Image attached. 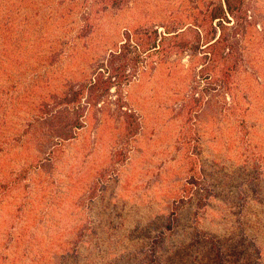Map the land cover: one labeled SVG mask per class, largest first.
Wrapping results in <instances>:
<instances>
[{"label": "rangeland", "instance_id": "1", "mask_svg": "<svg viewBox=\"0 0 264 264\" xmlns=\"http://www.w3.org/2000/svg\"><path fill=\"white\" fill-rule=\"evenodd\" d=\"M213 2L0 0L3 99L61 108L99 52L78 56L86 36L156 42L166 28L203 23ZM226 28L238 39L227 83L212 82L195 51L205 31L187 32L179 51L169 40L144 48L143 75L121 91L134 132L118 124L114 91L104 131L87 124L55 147L57 130L27 127L26 108L10 116L16 130L0 131V264L24 251L27 264H143L162 240L156 264H264V0H245ZM30 84L38 92L25 98ZM194 229L205 237L180 246Z\"/></svg>", "mask_w": 264, "mask_h": 264}, {"label": "trees", "instance_id": "2", "mask_svg": "<svg viewBox=\"0 0 264 264\" xmlns=\"http://www.w3.org/2000/svg\"><path fill=\"white\" fill-rule=\"evenodd\" d=\"M104 1L106 0H102V2ZM116 1L117 0H107V3H114ZM244 1L245 0H217V3L213 2L211 8L207 9L203 23L195 24L193 28H191V26L184 27L182 31L179 29L173 30L175 28H166V32H164L162 36L158 33V42H155L157 36H154L153 42H151L148 36L147 39H143L142 36H134L130 32H125L124 36H122V40L117 41L111 40L112 37L108 38V36H105V40L99 39L98 41L93 38L95 41H90V36H88L89 39L86 36V38L83 39V49H81L78 43V56L89 55L85 54V50L99 48V52L95 57H91L87 60V64L85 61V70H82L83 74L78 81L77 87L74 88L71 85L63 94V107L56 108L61 104H51L45 98H42V100L36 103L21 102L19 99L15 102L14 100L10 101L9 99H3V91L0 90V131L2 130L6 133L9 130H16L14 129V122H12L14 120H12L10 116L15 117L20 111H23V108H26L27 112L30 114V122H27V127L34 128L35 124H48L47 127L49 126L50 130H57V135H55L58 143H53L52 147L57 146L63 140H69L73 137L76 130L82 129L87 124L90 125L94 131H104L105 128H107L105 127L106 124H108L107 115L112 113L110 109L112 106V102L109 99L111 96L110 93L114 91L120 96V99L117 101L118 103L115 104H117L118 112L122 113L124 110L121 91L135 79L136 76L143 75L144 72L141 71L144 67L142 59L147 57V54L143 56L144 53L150 49L155 51L158 47L157 43L164 44L166 40H169L167 44L171 42L170 47L172 49L179 51L178 47L181 49V42L186 41L187 32H195L197 34H200L201 31L206 32L207 36H205L204 45L202 47L199 45L196 46L195 51L201 50L203 60H207V65L209 66L205 72L212 82L217 80H221L223 83L229 82L228 78L232 71H234L233 65L236 64V56L238 57V55H234L235 45L237 44L234 40L238 42V39L236 36H226L224 30L227 29V25L230 24L232 20L240 19ZM83 26L91 28L90 24L87 23ZM241 30V27L239 29L235 27V33ZM83 31L84 29H82L81 32ZM196 37L199 38V36ZM4 44L6 43L4 42ZM148 47H150L149 50L144 51V48ZM73 48L75 51L74 44ZM3 63L4 61L1 59L0 65L2 67L0 66V69L3 68ZM28 87L29 90H27L28 93L24 96L25 98L31 95L35 96L39 89L38 85L34 84H30ZM131 118V114L126 112L122 113V117L119 118L120 123H118L120 128L134 132L136 128L131 125ZM116 120H118V116ZM111 129L114 130V127ZM33 134L34 133H32V139L35 141L40 140V137L35 138ZM5 136L6 134H3L5 140L11 139L13 141L16 138V136L11 138V135H8L7 138ZM21 137L22 135H19L17 139ZM53 153V150L48 152L46 160H51ZM164 236L165 232L163 231L159 234L158 238L162 240ZM203 237L205 236H203L202 233L200 234V230L194 229L193 232H189V236L187 235L184 238V242L180 241L179 244L185 247L187 245L185 244L186 242L189 244L199 243L200 239ZM22 240L23 238L20 237V242ZM163 241L164 240L160 242V246L158 247L156 242L151 244L149 252L152 257L147 261H143V264H156L155 253L158 252L159 247L160 251L162 250L161 244H163ZM186 248L189 249L190 246L185 247V249ZM177 249H180L179 246H176V250ZM63 250L62 253L64 256L65 253L69 254L71 251H74V248H63ZM0 251L5 250L1 248ZM26 253L27 252L24 251L20 257L17 256L13 258L12 261L17 264H27L25 262L26 259L22 258V255L25 256ZM80 255L78 250V256L80 257ZM83 255L86 256V254L82 253V256Z\"/></svg>", "mask_w": 264, "mask_h": 264}]
</instances>
